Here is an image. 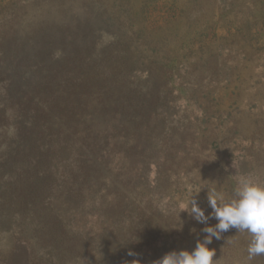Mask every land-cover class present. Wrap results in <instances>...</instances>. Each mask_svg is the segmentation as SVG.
Segmentation results:
<instances>
[{"label": "trees", "instance_id": "trees-1", "mask_svg": "<svg viewBox=\"0 0 264 264\" xmlns=\"http://www.w3.org/2000/svg\"><path fill=\"white\" fill-rule=\"evenodd\" d=\"M129 2L119 0L110 10H102L98 18L83 21L79 29L69 31L65 24L47 26L43 34L35 32L38 41L27 48L21 49V43L16 42L22 39L18 36V22L15 29L9 25L11 33L5 30L0 38V118H6L5 111L12 109L17 121L6 150L15 156L24 153L21 159L29 161L27 175L31 176V184L37 180L38 162L43 159L50 163L46 168L50 175L42 171L47 184L31 203L39 214L45 210L44 206H50L51 211L46 209L44 215L53 223L54 232L48 230L53 245L68 237L61 212H55L51 206L62 193L66 197L58 209L91 206L92 224H114L115 228L118 225L115 223L128 220L126 212L121 217L113 213L117 210L122 213L133 204L125 196L132 190L130 175L139 171L144 179L153 163L159 167L158 158L163 162L170 156L173 158L172 151L163 145L157 127L168 121V110L176 107L177 97H172L175 87L183 90L185 81L198 74V67L216 60L218 38L226 42L223 49L227 59L223 66H230V57L240 56V46L246 41L251 48L257 41L254 37L259 36L258 30L264 31V0H241L237 6L232 1L222 10L217 7V13L210 7L199 8L196 14L195 0H149L143 2L139 18H134ZM244 12L249 19L258 17L257 21L250 22L246 17L244 22ZM201 14L207 16L204 22H200ZM218 22L223 24L222 29L225 27L226 37H218ZM100 30L112 38L106 50L111 44L116 45L113 50L116 56L112 51L96 48ZM10 41L16 44L7 46ZM78 42L83 46L74 44ZM261 45L256 43V50ZM135 52L138 58L132 57ZM54 53L59 55L56 59ZM235 77L233 73L226 76L224 90H229ZM237 90L233 85L229 94L236 96ZM74 147V157L64 156L68 148ZM68 159V166H60ZM111 163H115L113 169L118 178L125 180L124 191L114 183L106 184ZM97 184L104 187L108 202L98 199L84 202L83 189ZM31 214L23 217L24 228H30L35 221ZM37 225L42 231L43 225ZM99 230L103 233L111 230L110 234L116 231L105 227ZM31 232L34 234L32 229ZM21 243H26L28 251L32 250L27 242L20 240ZM30 257L28 252L27 259Z\"/></svg>", "mask_w": 264, "mask_h": 264}, {"label": "rangeland", "instance_id": "rangeland-1", "mask_svg": "<svg viewBox=\"0 0 264 264\" xmlns=\"http://www.w3.org/2000/svg\"><path fill=\"white\" fill-rule=\"evenodd\" d=\"M130 1L127 4L132 6L134 18H139L143 2L149 0ZM232 1H236L237 6L241 0H195L194 14L200 11L199 8L209 10L210 7L212 12L217 13V7L222 10ZM117 4L119 0H0V38L5 30L7 33L11 28L15 29L14 24L18 22V36L22 39L16 42L21 43V49L27 48L38 41L36 31L43 34L52 24H65L69 31L70 28L79 29L86 19L94 20L102 14V10H110ZM244 17L245 22L248 18L246 12ZM206 18L203 14L199 16L200 22ZM257 19L251 17L249 21L255 22ZM9 25L12 27L8 29ZM222 26L218 22V37H226L225 27L222 29ZM100 27L104 28L102 24ZM192 30L193 25L188 31ZM258 33L259 36L254 37L257 40L254 46L249 48L245 41L238 51L240 56L230 57V66H223L227 59L223 49L226 42L218 38L215 43L216 60L198 67V74L185 81L183 90L175 87L172 97H177L176 107L168 110V121L157 127L163 145L172 151L173 158L170 156L165 162L158 158L159 167L156 168L153 163L144 179L140 178L139 171L130 175L132 190L125 196L133 204L122 213L120 210L113 213L121 217L126 212L128 216L126 222L115 223L118 224L115 228L112 227L114 224L104 226L90 223L93 218L91 206L82 204L58 209L66 197L62 193L58 202L53 200L51 206L55 212H61L68 237L62 239L61 244L53 245L52 240L48 239L51 235L48 230L52 229L53 223L44 215L46 209L51 211L50 206H44L43 214H39L32 209L31 203L47 184L42 171L50 175L49 169L46 170L50 163L43 159L38 162L36 166L39 171L37 167L35 170L37 180L31 184V176L27 175L29 161L21 159L24 153L15 156L6 150L15 132L13 126L17 123L12 116L13 110L7 109L6 118H0V264H29L30 261L35 264H153L173 249L191 250L197 236L203 235L200 232L203 225L182 211L187 209V202L193 193L198 206L207 215L211 211L207 196L219 193L225 199L231 197L240 175H251L264 183V31L258 30ZM108 37L104 30L98 31L96 48L112 51V55L116 56L113 52L116 45L111 44L106 50L112 39ZM184 40L186 46V36ZM256 43L262 44L258 50ZM12 44H16L15 41H10L7 46L11 47ZM74 44L83 46L80 42ZM58 56L54 53V59ZM132 57L138 58V52L133 53ZM229 73L237 77L226 91L223 81ZM233 85L238 87L236 96L229 94ZM139 140L142 142L143 137L140 136ZM74 151L75 147L68 148L64 156L72 158ZM69 163L68 159L60 166H68ZM114 165L111 163L108 167L106 184L114 183L123 190L125 180L118 178ZM55 178L59 180L58 176ZM97 185L83 189L81 197L84 202L92 203L96 199L108 202L104 187ZM63 186L67 188V184ZM47 190L51 192L50 188ZM45 203L49 204L48 200ZM30 212L35 219L30 225L34 234L30 228H24L23 217ZM130 218L133 219L132 223ZM209 223L214 225L216 221ZM37 224L43 225L42 231L38 230ZM101 227L116 231L103 233L99 230ZM193 228L196 230L194 233L191 231ZM51 231L53 233L54 229ZM20 240L27 242L32 250L28 251L26 243L19 244ZM249 240L247 232L235 229L223 233L219 241L213 239L210 245L216 249L213 264H264V255L248 258ZM28 252L30 259H27Z\"/></svg>", "mask_w": 264, "mask_h": 264}, {"label": "clouds", "instance_id": "clouds-1", "mask_svg": "<svg viewBox=\"0 0 264 264\" xmlns=\"http://www.w3.org/2000/svg\"><path fill=\"white\" fill-rule=\"evenodd\" d=\"M194 194L187 202V209L182 211H186L193 220L203 225L200 230L202 237L197 236L191 250L173 249L153 264H213V258L216 256V249L210 247L213 239L221 240L222 234L231 229L249 234V259L264 255V183L251 175H240L231 197L225 199L219 193L207 196L211 209L207 215L198 206ZM211 220L216 223L210 224ZM191 231L194 233L196 230L193 228Z\"/></svg>", "mask_w": 264, "mask_h": 264}]
</instances>
